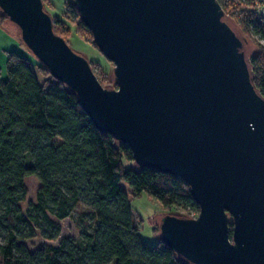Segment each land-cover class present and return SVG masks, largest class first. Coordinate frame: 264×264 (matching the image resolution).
<instances>
[{
  "label": "water",
  "instance_id": "water-1",
  "mask_svg": "<svg viewBox=\"0 0 264 264\" xmlns=\"http://www.w3.org/2000/svg\"><path fill=\"white\" fill-rule=\"evenodd\" d=\"M73 1L115 63V87L55 32L44 0H0V8L96 126L131 148L138 168L188 184L198 215L168 212L159 222L178 256L264 264V95L246 36L219 0Z\"/></svg>",
  "mask_w": 264,
  "mask_h": 264
},
{
  "label": "trees",
  "instance_id": "trees-1",
  "mask_svg": "<svg viewBox=\"0 0 264 264\" xmlns=\"http://www.w3.org/2000/svg\"><path fill=\"white\" fill-rule=\"evenodd\" d=\"M246 1L258 4L237 24L228 16L226 0H219L247 42L249 33L264 39V0ZM6 18L0 8V19ZM54 29L61 35L55 23ZM37 61L44 80L32 59L10 51L7 76L0 80V264H191L159 235L153 244L142 238L122 184L127 181L135 195L146 191L157 197L165 208L188 209L181 215L190 216L200 208L185 180L138 168L131 148L101 131L77 94ZM251 63L264 95V43ZM31 175L40 184L36 201L24 210ZM66 218L78 226L77 238L29 249L25 241L37 235L57 239ZM154 229L159 234V223ZM232 229L231 222V236Z\"/></svg>",
  "mask_w": 264,
  "mask_h": 264
},
{
  "label": "rangeland",
  "instance_id": "rangeland-1",
  "mask_svg": "<svg viewBox=\"0 0 264 264\" xmlns=\"http://www.w3.org/2000/svg\"><path fill=\"white\" fill-rule=\"evenodd\" d=\"M70 1L71 0H44V4L46 9L51 13L57 30L63 34L64 38H66L69 43H72L76 51L86 54V57L90 60L91 65H93V69L102 84L105 86H114L113 68L115 63L106 57L95 45L90 29L84 26L80 21ZM247 2L246 0H226L227 13L232 21H240L239 17L245 14V10L252 8L254 4H258L256 2L253 4ZM239 21L236 23L240 24L241 21ZM247 37L248 51L250 56H252L256 53L257 49H259V43H264V39H260L257 35H253L252 33L247 34ZM10 51H16L32 59L39 78L41 80L45 79L44 72L40 70V66L37 63L38 58L36 59L32 50L24 42L19 26L12 20L6 18L3 23H0V80L7 76L6 66ZM127 163L133 164V162ZM26 183L28 186V195L22 204L24 210L28 209L29 203L36 201V193L40 181L36 176L31 175L26 178ZM122 184L128 191V195L131 199L134 218L136 224L139 226L140 235L148 243L153 244L157 241L159 234L154 228L158 225L161 217L165 213H189L188 209L184 210L176 206L165 208L157 197L146 191L141 192L139 195H135L127 181L123 180ZM61 223L62 231L57 239L47 240L37 235L25 241L29 249L34 250L45 244L56 245L63 237L77 238L79 236V228L73 219L66 218L61 221Z\"/></svg>",
  "mask_w": 264,
  "mask_h": 264
},
{
  "label": "built area",
  "instance_id": "built-area-1",
  "mask_svg": "<svg viewBox=\"0 0 264 264\" xmlns=\"http://www.w3.org/2000/svg\"><path fill=\"white\" fill-rule=\"evenodd\" d=\"M198 213H199L198 210H191L190 217H196L198 215Z\"/></svg>",
  "mask_w": 264,
  "mask_h": 264
},
{
  "label": "crops",
  "instance_id": "crops-1",
  "mask_svg": "<svg viewBox=\"0 0 264 264\" xmlns=\"http://www.w3.org/2000/svg\"><path fill=\"white\" fill-rule=\"evenodd\" d=\"M0 23H3V21L0 19Z\"/></svg>",
  "mask_w": 264,
  "mask_h": 264
}]
</instances>
